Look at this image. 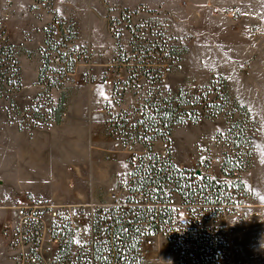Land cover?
<instances>
[{
  "label": "built area",
  "instance_id": "1",
  "mask_svg": "<svg viewBox=\"0 0 264 264\" xmlns=\"http://www.w3.org/2000/svg\"><path fill=\"white\" fill-rule=\"evenodd\" d=\"M227 15L235 17L236 11ZM105 23L111 44L100 52L83 45L73 60L85 61L87 83L99 81L110 90L99 109L105 115L103 137L112 146L109 158L128 153L130 169L108 190L107 202L35 200L14 207V223L2 227L13 264H63L58 256L66 244L71 248L64 264H264V204L227 178L223 160L203 154L186 167L173 158L170 141L156 139L142 126L137 137L132 128L149 103L164 96L167 76L185 53L168 17L144 7L111 9ZM52 60L61 66L60 75H70L60 53ZM96 67L102 68L99 73ZM142 94L147 97L134 104L132 118L112 110L127 96ZM158 142L164 147L157 148ZM135 144L142 150H134ZM217 162L219 172L213 168ZM149 167L171 180H157ZM147 177H153L150 183L141 181Z\"/></svg>",
  "mask_w": 264,
  "mask_h": 264
},
{
  "label": "rangeland",
  "instance_id": "2",
  "mask_svg": "<svg viewBox=\"0 0 264 264\" xmlns=\"http://www.w3.org/2000/svg\"><path fill=\"white\" fill-rule=\"evenodd\" d=\"M54 1L55 0H30L31 6L27 4L24 7V0H0V31H3L8 40L17 46L22 45L25 48L22 43L19 44L21 38L24 37L27 41L33 42V47H35V49L31 51L33 55L30 57V60L26 61L25 53L21 54V57H24L22 60L19 58L22 70L21 91L19 93H7L0 89V93L3 95L0 98V123H15L22 131L28 133L27 135L29 138L36 135L39 140L38 143H42L36 146L38 153H44V149H46L49 155L52 156L54 175H57L58 178L61 177V173L56 172L58 168L65 167L66 169H70L73 171V178L76 177L78 183L81 184L79 188L82 189L86 195L83 198L69 199V201L56 199L50 201V203L55 205H93L98 202L102 203V201H106L108 190L121 180L126 179L127 171L130 169L129 164L126 162L128 153H117L114 160L109 158L108 151L112 149V146L104 139L103 132L102 134L98 133V129L101 128L102 122L105 120V115L99 111L105 100V97H102L100 92L103 91L108 98L111 93L110 90L102 86L99 81L94 83L86 82L87 67L83 65L85 61L82 59L77 58L74 60V71L68 76L65 74L64 76L60 75L61 66L55 64L52 60L56 52L66 58L73 57L76 51L83 46L78 44V35L74 41L64 39L69 35L71 24L78 34L77 24L74 17H70L66 20L58 14L54 9ZM73 13L77 18V22H79L81 32L84 33L88 31L89 23L87 19L84 18L83 13H81L80 10H76ZM109 13L110 10L102 17L104 23L105 17ZM6 15L10 22H8V18H5ZM56 15L61 27L54 23V17ZM104 23H102V21L94 23L93 33L96 38L103 39L108 36L107 26L106 23L105 25ZM50 25L54 26V40L62 44V46L59 47L56 52H45L46 55H48V67L52 72H46L44 84L38 85V83H34L35 75L32 68L37 58L42 61V53L39 52V49L42 47L46 50L44 45V30ZM94 48L100 52L105 47L99 49L94 46ZM34 58L35 61L33 60ZM206 61L211 71L227 78L230 93L235 96L241 104L248 107L254 119L259 123V131L260 125L263 126L262 132L255 135L253 139L255 140L258 152L263 154V100L256 96L251 87L243 80L237 67L232 65V59L229 60L224 56L214 55ZM96 62L101 63L103 60L98 59ZM204 62L205 61H203V63ZM42 63L43 62H41V66H43ZM101 69V67H96L94 70L99 73ZM177 70L170 75L176 73ZM193 71H195V69L191 71L192 76L195 75ZM170 75L167 76L166 85L164 86V95L169 94L172 97L177 95L179 88H170L168 85V78ZM48 78L59 79V81L55 83L54 87L49 88ZM211 78L212 75L207 85ZM202 88L203 87L196 90L185 91L189 94H197ZM67 90H69V96L64 108L65 116L62 117L61 123L51 124L50 126L47 125L51 110L57 105L61 94ZM146 97V94H142L140 98L127 96L123 103L116 106V108L114 107L112 110L115 113L122 111L126 117L132 118L134 115V104L138 102V100L145 99ZM213 97L214 96H209L208 98L211 100ZM201 105H204V102ZM91 106H94V108H91ZM197 109L200 112V121L197 125L187 122L184 125L173 128L169 146L173 158L178 161V164H184L187 167L188 164L193 165L194 160L203 154L222 159L223 161L226 153L233 157L235 152L232 150L231 146L228 145L224 135L230 124V116H228V118L226 116H220L214 120H207L201 107ZM88 110L92 112V119L94 121L87 120L84 122L82 117H86V112ZM181 111H187V116H184V118H186L191 115L192 108H183ZM231 119L234 121L241 120L238 115L231 116ZM241 127L242 129L248 128L244 123L241 124ZM220 129H223V131H219ZM94 131H96V134H99V140L94 137ZM84 136H87V139ZM190 136L192 138L197 137V140L190 142ZM45 143L49 145H45ZM22 144L24 143L22 142ZM134 146V150H142V146L138 144ZM156 147L163 148L164 145L158 142ZM92 150L100 154L101 163H96L98 166H101L99 169L96 168L90 157ZM213 168L215 172H219V162H217ZM250 177L255 181L256 186L260 188L264 195V168L262 167V163L257 162V164H255V169L251 167L248 171H236L235 177L230 178V180L240 179L244 185L249 188L248 182ZM70 190L72 191L73 189ZM102 197H105V199ZM19 205H21V203L17 206ZM13 208L11 209L13 213L12 216L0 227V235L6 242L7 251L10 254L12 264V251L10 249L9 239L6 234L2 233V227L11 226L14 223L15 210Z\"/></svg>",
  "mask_w": 264,
  "mask_h": 264
},
{
  "label": "crops",
  "instance_id": "3",
  "mask_svg": "<svg viewBox=\"0 0 264 264\" xmlns=\"http://www.w3.org/2000/svg\"><path fill=\"white\" fill-rule=\"evenodd\" d=\"M24 1V7L27 4L31 6L30 0ZM138 7L160 10L165 13L172 33L184 42L185 53L180 67L168 78L170 88H183L190 91L207 85L214 72L210 70L206 60L214 55H220L233 60L232 65L237 67L240 76L256 96L264 102V0L54 1V9L58 14L66 20L70 17L75 18L78 28V44L92 45L99 49L110 45L111 40L108 36L103 39L96 38L93 33L94 23L97 21L104 23L102 17L111 9H136ZM214 8L217 9L216 12H214ZM76 10H80L89 23L88 31L84 33L81 32L79 22L73 13ZM233 10L236 11L235 17L227 15ZM8 22H10L9 18ZM21 43L29 51L35 49L33 42L27 41L24 37L21 38L19 44ZM23 58L20 56L21 60ZM25 58L26 61L30 60L27 56ZM33 60L35 61V58ZM203 61L205 62L203 63ZM40 68L41 61L37 58L32 68L35 75L34 83H37ZM192 69H195L194 76L191 73ZM92 117V112L88 110L86 117L82 118L84 122L94 121ZM223 129L219 131L222 132ZM98 130V133L102 134V126ZM262 130L263 126L260 125L258 133ZM94 133V137L99 140V134H96V131ZM27 134L15 123H0V227L12 216L11 209L19 203L56 199L69 201V199L86 196L84 191L79 188L81 184L78 183L76 177L73 178V171L70 169L58 168L56 172H60L61 177L58 178L57 175H54L52 156L46 149H44V153H38L36 146L42 143H38L36 135L29 138ZM85 138L87 139V136ZM195 140L197 137L190 136V142ZM253 144L252 169H255L257 162L262 163L264 168V153L258 152L255 140H253ZM45 145L49 144L45 143ZM90 157L93 164L99 169L101 166L96 164L97 162L101 163L99 152L92 150ZM248 186L257 201L264 204V195L251 177ZM0 264H12L6 242L1 235Z\"/></svg>",
  "mask_w": 264,
  "mask_h": 264
},
{
  "label": "trees",
  "instance_id": "4",
  "mask_svg": "<svg viewBox=\"0 0 264 264\" xmlns=\"http://www.w3.org/2000/svg\"><path fill=\"white\" fill-rule=\"evenodd\" d=\"M54 23L61 27L57 15L54 17ZM53 30L54 26L52 25L44 30V45L46 50L42 47L39 49V52L42 53L41 62H43V66H41L38 72V85L44 84L46 72H52L48 67V55H46L45 52H56L58 48L62 46V44L54 40ZM77 35L76 30L71 24L69 35L64 39L74 41ZM23 53H25L28 58L33 55L31 51L27 50L22 45L17 46L10 42L5 33L0 31V89H2V91L7 93H19L21 91L22 70L19 58ZM61 57L63 61L66 62V73H73L75 65L72 59L73 57L66 58L63 55H61ZM62 75L64 76V73ZM47 80L49 88L54 87L55 83L59 81V79L51 78ZM68 91L69 90L61 94L57 105L51 110L47 125L50 126L51 124L61 123L66 100L69 96ZM2 96L3 95L0 93V98ZM209 96L214 97L210 100L208 98ZM203 102L204 105H201ZM187 107L192 108L191 115L184 118V116H187V111L181 110ZM198 107H201L207 120H214L220 116H226L227 118L230 116V124L224 135L228 145L231 146L235 153L233 157L227 153L225 154L222 170L227 178H234L236 171H248L251 169L254 157L253 138L259 132V124L253 118L249 109L230 93L229 83L227 78L223 75L213 73L209 84L203 86L202 90L197 94H189L183 88L178 89L176 96L171 97L169 94L164 96L159 94V97L156 98L154 102L149 103L147 110L143 114V120L133 125L132 128L136 130L137 137H139L137 129L139 126H142L145 132H154L156 139L169 142L174 127L184 125L187 122L193 125L199 123L200 112L197 109ZM234 115H238L241 120H232L231 116ZM242 123L246 124L248 128L242 129ZM144 144L146 147H149L147 141H145ZM149 170L157 180H171V177L166 175L163 170L159 171L156 167H149ZM153 177L141 178V181L147 180L149 182L146 183H150ZM172 178L177 179L176 173L173 174ZM234 181L237 187L245 188L244 183L240 179ZM70 248V244L62 246L58 256L61 263L64 264L67 261L69 262Z\"/></svg>",
  "mask_w": 264,
  "mask_h": 264
},
{
  "label": "snow or ice",
  "instance_id": "5",
  "mask_svg": "<svg viewBox=\"0 0 264 264\" xmlns=\"http://www.w3.org/2000/svg\"><path fill=\"white\" fill-rule=\"evenodd\" d=\"M100 95H101L102 97H105V99H107V97L105 96V93H104L103 91L100 92Z\"/></svg>",
  "mask_w": 264,
  "mask_h": 264
}]
</instances>
